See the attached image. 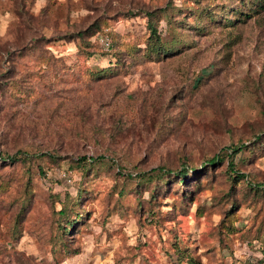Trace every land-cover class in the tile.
<instances>
[{
    "label": "rangeland",
    "instance_id": "obj_1",
    "mask_svg": "<svg viewBox=\"0 0 264 264\" xmlns=\"http://www.w3.org/2000/svg\"><path fill=\"white\" fill-rule=\"evenodd\" d=\"M259 1L0 0V264H264Z\"/></svg>",
    "mask_w": 264,
    "mask_h": 264
},
{
    "label": "trees",
    "instance_id": "obj_2",
    "mask_svg": "<svg viewBox=\"0 0 264 264\" xmlns=\"http://www.w3.org/2000/svg\"><path fill=\"white\" fill-rule=\"evenodd\" d=\"M260 1H259V3H260ZM154 33H155V30H154L153 27H151L150 28V32H149V34L147 36L146 48L148 49L147 52H149V53L153 52L155 54V56L157 57V56H159L161 54H165L166 52H165V50H163L161 45H159L158 48H156L157 47L156 46V41L158 40V36L156 34H154ZM107 72H111V69H108V70L104 71L103 73H107ZM242 146H243V144L232 145L231 148H230V154L231 155L236 154L241 149ZM44 153H47L48 155H54L56 152L53 151V150L36 152V154H39V155H45ZM102 157H103V155H101V154H98L96 156L81 155V156H78L77 159H81V160H86V159L95 160V159H100ZM217 159H219L218 154L217 155L215 154V155L207 158V163H212V162L216 161ZM151 170H157L161 174L169 173V170L163 169L161 166H155V167L151 168ZM183 171H184L183 168H179V169L174 171L173 175H175V174L178 175V180L181 181V180H183V177H184V174H185ZM234 175H236L237 177L238 176H243V174L240 173V172H236V174H234ZM252 185L253 186H260L261 184L259 185V184L253 183ZM59 211H62V208H60Z\"/></svg>",
    "mask_w": 264,
    "mask_h": 264
},
{
    "label": "built area",
    "instance_id": "obj_3",
    "mask_svg": "<svg viewBox=\"0 0 264 264\" xmlns=\"http://www.w3.org/2000/svg\"><path fill=\"white\" fill-rule=\"evenodd\" d=\"M248 264H253V263H248Z\"/></svg>",
    "mask_w": 264,
    "mask_h": 264
}]
</instances>
